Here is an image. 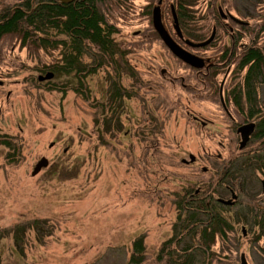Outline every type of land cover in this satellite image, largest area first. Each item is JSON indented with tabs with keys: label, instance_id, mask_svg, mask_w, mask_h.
Wrapping results in <instances>:
<instances>
[{
	"label": "rangeland",
	"instance_id": "rangeland-1",
	"mask_svg": "<svg viewBox=\"0 0 264 264\" xmlns=\"http://www.w3.org/2000/svg\"><path fill=\"white\" fill-rule=\"evenodd\" d=\"M227 3L245 21L257 17L264 0ZM14 4L16 0H0V7ZM147 4V0H134L133 17ZM163 23L172 34L165 13ZM146 25L144 20H132L131 15L115 39L123 44L137 40ZM226 39L221 49L218 41L211 48L214 58L223 52L236 54L233 41ZM247 39L242 43L264 47L263 35L253 43ZM147 46L128 59L132 75L121 73L122 93L116 107L108 101L111 70L102 69L85 81L89 101H84L59 75L51 85L63 86L65 92L52 91L45 83L38 85V76L50 73L42 74L39 69L53 62L52 58L18 48L8 55L2 53L0 136L16 142L19 163L8 164L5 157L10 151L0 145V264H127L132 242L141 236L144 264H158L155 255L172 235L174 204L184 193L198 190L206 195L216 190L220 194L226 186L238 199L224 213L233 217L235 234L229 244L220 247V257L227 255L229 264H239L244 254L249 264H264L259 250L264 243L259 225L264 198L257 176L239 170L241 162L232 147L237 142L235 133L219 110H213L215 104L198 103L179 86L177 79L183 77L184 85L193 87V78L159 40ZM261 51L264 54V48ZM163 70L166 74L161 76ZM247 71L245 67L235 72L231 86H239ZM256 93V108H261L263 87L258 86ZM111 107L114 116L107 113ZM103 114L113 119L104 124ZM192 115L213 124L202 129L194 125ZM189 154L213 159L182 164L181 158L188 159ZM217 155L221 160H215ZM42 158L48 160V168L31 176ZM228 163L232 167H226ZM202 166L209 168L207 174L201 173ZM230 168L233 173L238 171L236 179L218 180ZM224 194L221 197L229 199ZM33 220L47 223L23 229L16 237L11 233L17 225ZM241 227L246 229L245 236ZM257 236H261L260 242L254 241Z\"/></svg>",
	"mask_w": 264,
	"mask_h": 264
},
{
	"label": "trees",
	"instance_id": "trees-1",
	"mask_svg": "<svg viewBox=\"0 0 264 264\" xmlns=\"http://www.w3.org/2000/svg\"><path fill=\"white\" fill-rule=\"evenodd\" d=\"M157 1L147 0L148 4L141 8L138 16L134 17V0H86L82 3L66 5L54 0H22L12 6L2 5L0 7V60L2 53L8 55L12 48L25 50L28 54L37 57L52 58L53 62L45 64L39 72L45 74L50 71L63 79L71 76L73 79H68V82L72 91L81 96L84 101H89V90L86 89L85 81L87 82L90 76L102 69L111 70L114 75L109 76L111 97L108 101L114 102L110 106L115 105L116 107L121 97L120 93H122L119 85L121 73L132 75L128 59L142 49H146L151 42L158 41L151 24V10ZM177 1L180 6L182 5L180 15L184 16V22L189 27L193 12L191 7L199 0ZM169 2L170 0L164 1L167 13ZM131 15L132 20L138 18L139 21H146L147 25L139 33L137 40L123 44L117 41L115 36L120 34L121 26H124L125 21L127 23ZM260 29H264V23L255 26L251 32L256 40L260 37L258 35ZM247 33L249 35L248 31ZM200 36L194 35L193 32L188 33L191 40H197ZM251 46L242 57L243 61L235 67V72L242 71L245 66L248 69L241 89L237 94L233 96L231 94L236 106L238 102L241 103L246 99L249 105L255 107L257 87L261 86L264 90V54L261 51L264 47L261 49L255 44ZM55 52H58V56L54 57ZM86 56L88 61L84 62ZM177 82L180 83V79H177ZM46 85L52 91L65 92L63 86H53L50 82ZM261 103L262 107L250 115L251 118L256 117V124L263 132L260 139L264 138V98ZM99 107H101L100 104ZM106 107L107 104L104 110ZM112 107L108 108L107 113L112 111ZM114 115L113 113L112 116ZM236 117L241 118L242 116L237 115ZM101 118L104 124L113 119H107L104 114ZM94 122L98 126V120ZM99 140L103 142L101 136ZM261 142L264 144V141ZM0 145L10 151L5 157L8 164L19 163L17 158L19 150L15 141L2 135ZM242 163L252 173H264V156L260 161L257 158L242 159L241 164L239 163V170ZM228 167L232 166L229 164ZM237 172L235 170L229 181L236 179L233 177ZM185 198L186 196L183 197L182 202L178 203L172 235L159 248L155 255L156 262L158 264H229L227 255L220 257L219 249L222 245L229 244L230 239L234 237L235 229L231 222L233 217L225 216L227 208L218 204L211 195H201L194 201H186ZM260 218L259 225L263 233L264 211ZM46 223L45 220H33L27 224L17 225L11 233H14L16 237L23 229H35ZM260 239L261 236H257L254 241L260 242ZM259 250L264 258V243ZM145 260V246L141 236L132 243V252L127 264H144Z\"/></svg>",
	"mask_w": 264,
	"mask_h": 264
},
{
	"label": "flooded vegetation",
	"instance_id": "flooded-vegetation-1",
	"mask_svg": "<svg viewBox=\"0 0 264 264\" xmlns=\"http://www.w3.org/2000/svg\"><path fill=\"white\" fill-rule=\"evenodd\" d=\"M100 1V0H99ZM161 1V13L162 15L165 13L166 15L172 16V10L171 8L173 7V10L176 14V17L178 19V23H180V18L183 15H180V10L182 8V5L180 6L177 2L175 1L174 5L170 2L167 7H168V13L167 10L165 9L166 7L164 6V1L165 0H159ZM85 2V1H83ZM100 3V2H99ZM101 4V3H100ZM227 0H201L200 3H198L196 6H194V10L196 11L195 13H191V15H197V16H202L203 19L199 20V17H192L193 23H195V27H193V30H186V32L189 33H206L208 34L203 40L198 41L197 43L205 42L212 34L213 36V41L210 45L203 49L199 48H188L186 47V42L184 41L186 38L184 37L186 34L185 30L183 29L182 36L183 39L179 38L178 36L175 38L177 44L190 52L192 55L198 57L200 60H202V68L200 69H193L195 71L189 70L191 78H193V87L191 86H185L184 85V78L181 77L180 79V87L188 94H190L192 97H194V101L199 103V100L202 101H208L210 104H215L216 108L213 107V110H219L218 112L222 115L223 120H225L230 127V130L235 133V137L237 138V142L235 140L233 141V149L236 150V153L238 155V159H248V158H254V159H259L264 156V149L260 148V144L264 145L262 142V139H260L263 136L262 130H259V127L256 126V117L251 118L250 115L253 111H256L257 109L254 108V106L249 105V107L246 108V102L247 101H242L241 103L238 102L237 106L234 103L232 96L234 94H237L238 89L240 87L233 85L231 86L234 73H235V67L236 65L243 61L242 57L244 56L246 50L251 46H248L247 44H243L242 42L248 40L247 39V31L250 33L254 30V28H251V25L249 26H244L240 24L239 21H244L240 20L239 17H237L234 13V10L232 12L229 10ZM257 9V7L255 8ZM100 10H101V5H100ZM257 17H261L262 11H264V3L263 5L261 4L260 8L257 10ZM183 14V13H182ZM201 25V26H199ZM180 26V24H179ZM261 30V29H260ZM258 35L264 36V29L258 32ZM230 38L232 42V47L236 54H232L228 56L225 52L219 53L220 57L219 58H214L211 48H213L214 45H216V42H220L218 45L219 49H221V45L224 40H227L226 38ZM249 41V40H248ZM239 44L238 47H236V44ZM227 51L226 49H224ZM233 61L234 65L230 64L229 62ZM220 77V79H219ZM219 79V80H218ZM49 81V80H48ZM197 84L200 86V90L197 89ZM201 92V93H199ZM232 94V96H231ZM200 95V96H199ZM237 115H241V118H237ZM192 120L194 122L195 126H201L202 129L208 128L212 126V122L207 121L202 119L200 116H195L192 115ZM253 123L255 126L253 127V131L248 137V141L246 142L245 146L243 149H239L240 143H241V134L237 133V130L241 128L243 125ZM233 125V126H232ZM258 145V146H257ZM193 157V160L190 161L188 159H185L186 161L182 164L191 166L195 165L197 162H201L204 160V162H209V160L213 159L211 156H205L203 154L202 157L200 156H195L192 154H189ZM189 158V156H188ZM181 160H183L181 158ZM180 160V161H181ZM215 160H221V157L217 155L215 157ZM242 170H248L251 171L246 165L242 163ZM226 169V168H225ZM226 171V170H225ZM209 172V168L207 166H202L201 167V173L207 174ZM227 174L225 176H219L218 180L221 179V177H224L225 179H230L231 175L229 176V172L226 171ZM224 174V173H222ZM255 176H257L259 182H260V190L262 197L264 198V173H253ZM254 176V175H253ZM263 177V179L261 177ZM224 192H218L220 194H215L213 192V195H211L212 198H223L220 197L221 195L225 196V192L229 194V197L231 198V188L230 187H225ZM233 191V190H232ZM234 192V191H233ZM235 193V192H234ZM200 194V191L196 190L193 192H188L184 194V197L186 198L184 200L186 201H194L196 198H198V195ZM236 194V193H235ZM238 199V197H237ZM183 199L181 200V202ZM237 200H235L232 204L234 207L236 204ZM178 204H174L175 210L177 208Z\"/></svg>",
	"mask_w": 264,
	"mask_h": 264
},
{
	"label": "water",
	"instance_id": "water-1",
	"mask_svg": "<svg viewBox=\"0 0 264 264\" xmlns=\"http://www.w3.org/2000/svg\"><path fill=\"white\" fill-rule=\"evenodd\" d=\"M55 1L60 2L62 4H71L73 2H81L83 0H55ZM160 4H161V1H159L158 5H160ZM172 21H173L172 26H173V30H174L175 34L178 37H182L180 29H179L178 21H177L174 13H172ZM152 25H153L155 32L158 34L160 40L163 42L165 47L170 51V53L174 57H176L177 59L182 61L184 64H186L192 68H201L202 67V61L199 58L191 55L190 53H188L187 51L182 49L178 44L175 43V41L169 35V33L167 32V30L165 29V27L162 23L161 11H160L159 6L154 7L152 10ZM212 39H213V35H212V37H210L207 41H205L203 43H192L190 41H186V45L189 47H192V48H201V47L208 45L212 41ZM162 73H164V72H162ZM52 77H53V74L48 73L45 76H39L38 81L42 82V81H46V80H51ZM1 84H2V82H0V85ZM253 127H254V124H247V125H244L243 127L239 128L237 130V133L241 134V143L239 146L240 150L244 148L246 142L248 141V136L252 133ZM189 159H190V161H192L193 157L190 155ZM182 162L184 163L185 160H182ZM47 165H48L47 160L42 158L40 160V162H38L35 165L34 170L32 172V176L37 175L40 172V170L43 168H46ZM236 199H237L236 195L233 192H231V198L229 200L218 199V202L220 204H223L224 206H230L233 204V202ZM242 231L244 234V229ZM240 264H247L244 254H242L240 256Z\"/></svg>",
	"mask_w": 264,
	"mask_h": 264
}]
</instances>
